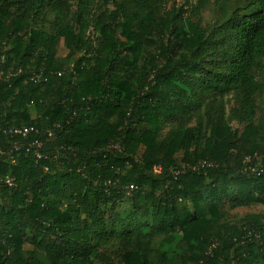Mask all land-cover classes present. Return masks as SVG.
Segmentation results:
<instances>
[{
  "label": "trees",
  "instance_id": "obj_1",
  "mask_svg": "<svg viewBox=\"0 0 264 264\" xmlns=\"http://www.w3.org/2000/svg\"><path fill=\"white\" fill-rule=\"evenodd\" d=\"M169 1L0 0V264H264V0Z\"/></svg>",
  "mask_w": 264,
  "mask_h": 264
},
{
  "label": "rangeland",
  "instance_id": "obj_2",
  "mask_svg": "<svg viewBox=\"0 0 264 264\" xmlns=\"http://www.w3.org/2000/svg\"><path fill=\"white\" fill-rule=\"evenodd\" d=\"M98 1L99 0H93L92 4H91V15L93 16L94 13H96L97 11V7H98ZM238 0H230L231 3H234ZM78 2L79 0H70V5H71V10L76 11L78 9ZM214 0H209V3L206 7H204L203 10H201V12L199 13V15L197 16V18H199L202 22V24L204 26L207 25H212L215 20L217 19L218 16L222 15V11L216 7L213 4ZM186 0H170L169 3H167V8H171L173 6L176 7H180L182 5H185ZM188 15V14H187ZM68 53L67 48H65L63 42L60 43L59 47H58V56L59 57H65ZM262 106L264 107V96H263V103ZM264 209L262 207H253L250 209L247 208H241V209H236L233 211L234 213V219H237L239 217H241L244 213L246 212H251V211H258ZM131 210V204L130 203H125L123 210H122V214L123 216H126Z\"/></svg>",
  "mask_w": 264,
  "mask_h": 264
},
{
  "label": "built area",
  "instance_id": "obj_3",
  "mask_svg": "<svg viewBox=\"0 0 264 264\" xmlns=\"http://www.w3.org/2000/svg\"><path fill=\"white\" fill-rule=\"evenodd\" d=\"M32 128L28 129V128H25L23 131L21 130H16L15 132L16 133H23L24 135L27 134ZM7 184L9 186H12L14 184V180L10 177L7 178Z\"/></svg>",
  "mask_w": 264,
  "mask_h": 264
}]
</instances>
